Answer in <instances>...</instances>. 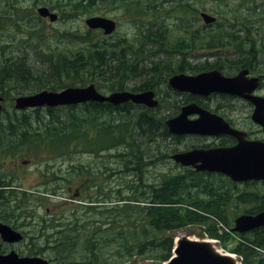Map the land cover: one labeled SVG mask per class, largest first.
Masks as SVG:
<instances>
[{"label": "trees", "instance_id": "16d2710c", "mask_svg": "<svg viewBox=\"0 0 264 264\" xmlns=\"http://www.w3.org/2000/svg\"><path fill=\"white\" fill-rule=\"evenodd\" d=\"M15 1L0 0V10L7 6L13 16L17 10L24 12L16 8ZM41 1L51 10L57 5V0H36L35 4ZM69 1L57 7L78 14L90 12L99 1L125 7L134 22L137 20L138 35L106 37L101 31L88 30L81 35L64 32L49 39L36 25L42 19L31 12L32 22L22 27V40L16 50L13 38L8 37L6 42L0 38V94L5 98L0 112V220L20 230L24 241L35 246L27 256H42L51 264L165 263L173 256L174 235L191 227L200 228L201 237L217 240L242 264H264V228L245 234L232 231L241 214L264 211V189L240 190L239 184L223 176L206 177L190 169L163 173L160 179L149 177L151 168L161 167L148 163L146 158L153 159L164 151V142L169 138L166 119L158 115V110L132 103L118 107L86 103L18 111L13 94L57 92L89 84L103 92L156 90L170 76L188 72L187 61H175L181 50H247V56L253 58V51L264 50V37L255 28L264 25V20H259L264 15L260 12L264 11V3L259 6L256 0H216L233 7L232 14L224 16L216 8H205L216 13L219 20L199 27L197 20L185 18L182 9L190 6L184 0ZM158 9L174 10V14L161 19L155 15ZM11 17L0 13V35L4 21ZM168 19L175 22L174 29L173 24L172 28L164 26ZM157 23L161 27L154 28ZM14 25L19 29L18 22ZM172 30L179 33L174 41L169 38ZM151 51L152 56L166 53V59L145 63L142 57ZM170 58L174 59L171 64ZM249 63L234 62L241 68H249ZM258 63L260 73H264V62ZM136 76L143 77L146 85L133 86ZM112 151L115 154H109ZM46 154L68 160L87 154L102 160L71 164L63 182L60 175H47L46 189L38 194L24 188L19 176L5 171L10 160L15 163L33 155L42 162ZM99 175L122 177L123 188L112 197L104 192ZM209 178H215V182ZM79 179L84 180L82 195L72 198V216L67 222L58 212L49 215L46 210L48 218L40 217L45 197L58 196L59 190L68 195L62 187L64 182L72 185ZM92 188L93 196L89 194ZM65 204L56 201L53 207L63 210ZM34 221L40 224L38 234L30 236ZM6 248L0 243L1 253Z\"/></svg>", "mask_w": 264, "mask_h": 264}, {"label": "water", "instance_id": "95a60500", "mask_svg": "<svg viewBox=\"0 0 264 264\" xmlns=\"http://www.w3.org/2000/svg\"><path fill=\"white\" fill-rule=\"evenodd\" d=\"M40 18H48L54 23L59 19L58 14L43 6L37 9ZM200 18L205 25H213L216 18L208 13H201ZM85 24L90 31H102L105 36H112L118 30L117 22L105 16L89 17ZM244 71L235 78H223L218 72L204 73L195 76L185 74L174 75L169 78V86L180 92L193 94H208L211 92L243 95L244 92L258 86L259 80L253 79L252 86L243 81ZM248 87V88H247ZM246 88V90H245ZM4 97L0 95V112L3 110ZM256 105L255 122L264 126V98L253 100ZM86 103H109L115 107L133 103L154 109L159 105L153 91L133 93L130 91L102 94L94 84L85 87H69L62 91L43 90L30 95L15 98L14 107L18 111L38 108H58L63 106H77ZM200 109L191 104L183 109L180 116L166 122L169 132L173 135H217L230 133L236 137L243 136L237 131L224 130L212 117L205 115ZM202 113V114H201ZM194 114H201L197 120H190ZM208 154V155H207ZM172 159L183 167H193L197 171H207L223 174L233 183L264 181V143L244 142L231 149L213 150L209 152L192 151L179 153ZM202 162V165H198ZM264 228V211L251 215L242 214L235 219L233 232L245 234ZM201 237V236H200ZM175 248L172 258L160 264H241L234 254L224 252L216 247L211 240L191 239L188 236L174 235ZM205 239V237H201ZM0 239L7 245L21 244L24 234L11 225L0 220ZM221 253H228L224 256ZM233 256V257H232ZM0 264H51L50 260L42 256H20L16 251L1 253ZM135 264H155L152 262H137Z\"/></svg>", "mask_w": 264, "mask_h": 264}, {"label": "rangeland", "instance_id": "374dc122", "mask_svg": "<svg viewBox=\"0 0 264 264\" xmlns=\"http://www.w3.org/2000/svg\"><path fill=\"white\" fill-rule=\"evenodd\" d=\"M38 1V0H37ZM185 2L188 3L190 6L189 9H182V12L185 13V18L187 20H191L192 22L197 20V24L199 27H202L204 24V21L200 18L201 13H208L209 15L213 16L216 18V22L219 20V17L216 13L210 12L206 9L209 8H216L222 15L224 16H230L232 14V10L234 9L233 7H230L229 5H226V1H216V0H184ZM246 1V0H242ZM257 4L260 6L261 3H264V0H256ZM69 0H57L55 2V9L52 10L53 12L57 13L60 15V20L57 21L56 23H51L48 19L47 20H42V22H37L36 25L43 30V33L45 37L51 39L54 36H59L61 33L64 32H74L79 35L85 33L88 31V28L86 27L85 21L89 17L92 16H105L108 18H112L116 20L119 24L117 32L113 35L116 36V38H121L124 36H127L129 38H133L134 36L138 35L137 28L135 23H137V20L134 22L133 17L130 15L129 11L125 7H121L118 4H110V2L104 1L101 2L99 1L98 4L91 8L90 12H84V13H74L73 11H65L62 12L60 8L57 6H66L69 4ZM36 0H16L14 2L16 8H23L25 9L24 12L21 11H15L16 15L11 14V9L7 6L3 7V9L0 10V13L3 15H8V16H13L11 17V20L8 22L3 23L2 28L3 31L1 33L2 39L7 40V38H13V43L15 45V50L16 46H20L19 41L22 40V27H26V24L29 22H32V13H36L37 15V9L42 6H46L41 3L35 4ZM246 2L242 4V7H245ZM48 7V6H47ZM180 9V10H181ZM260 12H264L262 9H260ZM170 15L174 14V10L171 12H168L167 9H158V12L155 15H158L159 18L163 19L164 17H167L168 14ZM38 16V15H37ZM34 20V19H33ZM260 21L264 20V15L259 19ZM36 21V20H34ZM15 22H18V27L19 29L14 25ZM174 21L171 19L165 20L164 26L174 29ZM141 24V22L139 23ZM186 23L182 26L184 27ZM161 27L160 24H155L154 28ZM257 30L261 31V35L264 37L263 31H264V25H257L255 27ZM157 29H154L153 31H156ZM172 35L170 33V40L174 41L179 33L177 31L172 30ZM116 39H110V41H114ZM178 40V39H177ZM176 40V41H177ZM118 41V40H117ZM11 42V43H12ZM10 43V44H11ZM8 44V45H10ZM76 49L77 47H73ZM261 49V48H260ZM11 50V49H8ZM258 53H263L264 50H257ZM153 51L146 53L143 55L142 59L144 60L145 63L150 64L153 62H159L162 60L166 59V53H157L155 56H152L151 54ZM258 60L263 61L264 55H258L257 56ZM169 60V59H168ZM182 63V62H181ZM264 74V73H263ZM145 81L143 77H138L134 80L133 84H141ZM164 91V88H163ZM15 97H17L16 93H13ZM109 154H115V151H112ZM106 157H108V154H104ZM51 154H46L43 156V161L39 162L38 160L34 159L33 155H30L29 157H22L20 158L17 162H12L10 160L6 165H5V171L9 173H13L17 176L20 177V180L24 186V188L29 189L30 191L41 193V191H44L46 189L45 183L49 180L48 177H46L49 174H57L62 176V182L67 179V177L70 174L69 167L71 164H77L78 163H83L87 164L89 163H94L95 161H99L102 159H97L95 156H90L87 154H81L77 155L75 158L72 160L64 159V158H53ZM56 159V160H55ZM41 161V160H40ZM107 164L109 162H106ZM103 165V164H101ZM76 166V165H75ZM100 169L102 171V168L100 166ZM121 170V168H118ZM181 171L180 169H175L173 166H161V168H152L149 172V177L151 179H160V176L163 173H177ZM5 172V173H6ZM100 177V183L103 185L104 192L105 193H110L112 197H115L116 191L119 189L123 188V183L125 180L118 176V175H113L110 178H106L102 175H99ZM148 177V176H147ZM83 179H79L75 184L70 185L69 183L64 182L62 185L63 189L68 195H62L63 191L59 190L58 196H47L45 197L44 200V206L41 207L39 211L40 217L48 218V216L45 215L46 210L50 214H55L58 212L59 214L63 213L64 214V222H67V219L72 216V211L73 207L70 204L73 202L72 198L75 196H81V183H83ZM152 183V182H151ZM89 184V181H87V185ZM51 188V187H49ZM240 190H250V191H257L260 189H264V185L262 184H257V185H250L246 187L244 184L239 185ZM89 194L93 196L95 194V189L89 190ZM78 194V195H76ZM87 195V191H86ZM50 197V198H48ZM56 201H62L65 202L66 204L64 205L63 210H59L55 207H53V204L56 203ZM60 223V221L58 222ZM34 226L29 229L30 236H36L38 234L39 226L40 224L37 221L33 222ZM179 235L181 236H188L191 239H201V240H211L216 245L217 248L221 249L222 247L220 246V243L217 240H212L210 238H207L205 235V239H202L200 236H202V230L197 227H191L188 229L181 230L178 232ZM177 234V233H176ZM0 243L4 246H6V252H10L12 250L16 251L19 255L27 256V254L32 250L35 249V246L31 245V242L29 240L24 241L21 244H15V245H7L2 243L0 240ZM240 262V261H239ZM144 263V262H143ZM146 263V262H145ZM133 264V263H132Z\"/></svg>", "mask_w": 264, "mask_h": 264}, {"label": "flooded vegetation", "instance_id": "af4514ba", "mask_svg": "<svg viewBox=\"0 0 264 264\" xmlns=\"http://www.w3.org/2000/svg\"><path fill=\"white\" fill-rule=\"evenodd\" d=\"M249 52L250 51L247 50H181L177 52V58L175 59V61H187L189 70L188 72L177 73L175 75L185 74L188 76H195L204 73L218 72L223 78H235L246 71L247 73L245 74V76H243L242 79L244 82L249 84V89L252 86L253 79L257 78L259 80V83L256 88L253 89L252 87L250 91L244 92L243 95H232L231 93L227 94L219 92H211L208 94L180 92L171 88L168 81L165 85L158 87L156 90H145L153 91L155 93V98L156 100H158L159 105L152 110H155V112L158 110V115L160 117H165L166 122L180 116L185 107L194 104L205 115H208L209 117H212L214 120H216L217 123L221 125L222 128H224V130L226 129L230 131H237L243 135L240 138L230 133H220L217 135L196 134L177 136L171 134L168 130L169 138L164 142V151L160 152L159 155H157L153 159L148 156L146 158V161L148 163L158 165L159 167L173 166L175 167V169L177 168L181 171L183 169H190L206 177L223 176V178L231 181L229 177L220 173L207 171L199 172L193 167H183L181 164L176 163L172 159V157L179 153H187L192 151L209 152L213 150L231 149L238 146L241 141L264 143V126L255 122L253 118L256 111V105L254 104L253 100H256L260 97L264 98V74L260 73L261 71H259L260 66L258 62L261 60L257 59L258 55L263 54H257L256 51H253L255 56L252 58L250 55H248L249 57L247 56ZM240 56L246 57L239 58ZM168 61L171 64L174 62V59L170 58ZM235 61H246L247 63L251 61L252 64L249 63V68H241L235 66ZM261 62H264V59ZM194 70H196L197 73H192V71ZM138 77L139 76H136V78ZM134 80L131 82L133 86L139 85L143 87L146 85L145 83H147L146 81H144L141 84H133ZM145 91H141L138 93H142ZM99 92L102 94L113 93L103 91ZM161 105L162 108L158 109ZM135 106L148 108L144 105ZM155 114L156 113H154L153 115L155 116ZM201 114H194L190 116L189 119L197 120L201 117ZM156 159H158V161L154 163ZM198 165H202V162H199ZM209 180L215 182V178H209ZM246 183L263 184L264 181ZM246 183L236 184L245 185Z\"/></svg>", "mask_w": 264, "mask_h": 264}, {"label": "bare ground", "instance_id": "6f19581e", "mask_svg": "<svg viewBox=\"0 0 264 264\" xmlns=\"http://www.w3.org/2000/svg\"><path fill=\"white\" fill-rule=\"evenodd\" d=\"M33 41V40H32ZM35 42V41H34ZM218 253H220V254H222V255H224V256H229L228 255V253H221V252H219V251H217ZM233 257V256H232Z\"/></svg>", "mask_w": 264, "mask_h": 264}]
</instances>
